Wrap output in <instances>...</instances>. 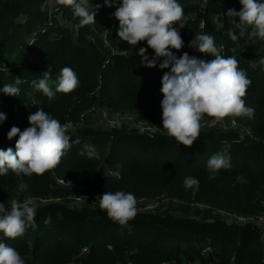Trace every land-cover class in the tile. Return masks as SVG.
<instances>
[{"label":"trees","instance_id":"trees-1","mask_svg":"<svg viewBox=\"0 0 264 264\" xmlns=\"http://www.w3.org/2000/svg\"><path fill=\"white\" fill-rule=\"evenodd\" d=\"M204 33L214 37L220 55L234 57L251 84L243 98L254 114L230 115L252 131L246 142L230 139L233 134L211 131L200 132L191 146L179 145L174 137L162 135L149 138L140 133L111 132L86 129L70 133L80 139L66 150L60 162L43 175L18 177L11 170L0 176V203L10 207L16 199L53 197L66 198L70 192L58 187L57 180L72 182L76 176L93 177L89 190L103 195L106 191L132 192L136 198H157L167 195L181 202L190 212V206L201 203L215 209L248 216L264 215V39L252 42L251 29L244 36L228 21V9L240 10L239 0H208ZM46 0H0V89L5 84L18 85V96L0 92V112L6 120L0 124V149L15 150L19 136L9 140L7 133L16 126L24 131L30 126L28 117L38 108L62 124L77 123L86 109L98 104L120 117L143 113L161 107V81L170 70L140 66L136 52L147 48L146 55H154L146 41L129 45L117 36L119 21L113 13L119 7L103 6L104 0H91V5H102L95 23L79 26V17L72 6L56 0L57 11L46 9ZM187 17L179 29L184 47L170 49L177 57L187 52L205 61L214 57L193 54L189 42L199 33L200 0H178ZM192 16H195L192 21ZM191 17V18H190ZM79 26L75 34L60 20ZM197 18V19H196ZM199 18V21H198ZM238 22V18H237ZM180 23V22H177ZM233 29L239 39L228 35ZM112 48L128 55H111ZM222 46V47H221ZM257 46V48L255 47ZM70 67L79 85L69 93L58 92L49 99L38 91L33 81H39L44 72L50 74V85L55 86L60 69ZM235 119V118H234ZM230 132V131H229ZM102 137V138H101ZM240 140V139H239ZM85 145L94 149L89 152ZM219 152L230 156L231 167L220 169L210 178L208 159ZM110 169L118 177L107 176ZM244 178V183L236 180ZM194 177L199 185L186 187L185 178ZM23 181L28 185L19 190ZM193 209V208H192ZM181 211V210H180ZM182 212V211H181ZM210 217V212H204ZM35 227H28L14 239L0 233V242L13 247L26 264H264V233L256 226H228L220 221L206 219L198 222L172 215L160 218L137 215L127 225H120L106 212L84 208L70 210L60 205L37 208ZM46 219L50 222L46 223ZM33 245V248H31ZM88 247L86 258L79 257ZM212 254L202 256L205 248Z\"/></svg>","mask_w":264,"mask_h":264},{"label":"clouds","instance_id":"clouds-1","mask_svg":"<svg viewBox=\"0 0 264 264\" xmlns=\"http://www.w3.org/2000/svg\"><path fill=\"white\" fill-rule=\"evenodd\" d=\"M72 6L74 15L79 17V26L95 23V16L102 5H91V0H63ZM113 16L119 21L117 36L129 45L136 46L138 42L146 41L148 48L154 52L153 56L146 55L147 48L141 47L136 55L140 59V66L155 67L158 60L160 69H169L162 77L161 92L163 99L162 129L170 137H174L179 145L191 146L200 134L201 121L213 117L209 126H215L228 115L254 114L252 107L245 105L246 90L251 84L243 69L238 68V61L234 57L220 55V50L214 43L211 34L198 33L188 47L196 52L214 57L205 61L197 56H190L187 52L179 58L170 49L180 50L184 47L178 25L184 27L187 17L183 6L178 0H104L103 6L115 7ZM241 8L228 9L225 13L230 18L229 23L239 30V36H244L251 29V36L264 39V0H239ZM238 18V22H237ZM180 22V23H177ZM231 40L237 41L238 35L229 29ZM222 47V46H221ZM264 63V60L261 61ZM39 81H33L34 87L46 97L52 99L56 93H69L79 85L76 73L70 67L60 69L58 80L53 88L50 85L49 72L40 75ZM22 80L15 78V83L3 85L0 92L7 96H18V85ZM6 120V114L0 112V124ZM30 126L24 131L13 126L7 133L11 140L19 136L15 150L0 149V176L10 170L18 177L43 175L54 168L65 155L73 143L79 144L80 139H72L69 123L61 124L47 112L37 109L29 117ZM89 152L94 149L85 145ZM230 156L224 152L212 155L207 161L210 178H215L220 169L231 167ZM237 182L244 183V178L236 177ZM185 186L199 185L194 177L185 178ZM28 185H19L24 191ZM137 198L132 192L118 190L105 191L99 197V206L109 218L120 225H127L137 214ZM37 206L32 199L18 201L13 199L7 208L0 203V233L7 238H16L24 234L28 227H35ZM46 223L50 219H46ZM0 264H26L21 255L11 246L0 242Z\"/></svg>","mask_w":264,"mask_h":264},{"label":"rangeland","instance_id":"rangeland-1","mask_svg":"<svg viewBox=\"0 0 264 264\" xmlns=\"http://www.w3.org/2000/svg\"><path fill=\"white\" fill-rule=\"evenodd\" d=\"M45 3H46V9L49 12H52L55 4L50 2L49 0H46ZM209 4H210V2L208 1L207 9L209 8ZM207 9L204 13L201 11L200 8L196 11V14L197 13L201 14V23H200L199 29H198L199 33H204V31H206L207 22L205 19V15L207 13ZM194 18H195V16H192V21H194ZM60 20L62 21L61 23L63 24L64 27H67L68 29H70V31H72L75 34L78 32L79 26H75L69 22L67 23V22L63 21V19H61V18H60ZM115 20H117V19H115ZM198 21H199V18H198ZM250 40H252V42L248 43L247 47H250L252 44H255V41L261 40V39L251 36ZM104 43L110 45L111 48L113 47L112 44L109 43L107 40H105ZM255 47L257 48V46H255ZM186 48H190V47H186ZM112 49H113V50H111L112 56L117 54V53H122L119 50H115V48H112ZM177 51H183V50H177ZM197 53L198 52H196L193 49V54H197ZM93 107H97V112L92 114L90 111ZM103 112H106L108 115H110V117L108 116L107 120L104 119V113ZM233 118H235L237 120V121H235L236 124L231 123ZM117 119L120 120L122 123L120 129L117 131L109 130V128H108L109 123L111 121H115ZM212 119H214V118L213 117H207V116H205L202 119L200 132L211 131L213 133H216L215 137L220 136L219 134H217V132H225L226 134H233L236 136H231L230 139H234V140H237L238 142H243V143H247L246 137L252 135V131L248 127L243 126V124H241L238 121V119L234 116L228 115V116L224 117L215 126H209L208 122L211 121ZM68 123L72 125V128L69 129L70 133H73L75 131H80V130L85 131L86 129H102L101 132H104L106 134H111V132H124V133L130 134V132L131 133L135 132V133H140L142 135L148 136L149 138H156V137H159L162 135H168L166 130L162 129L163 125H162V108L161 107L156 113H154L152 111V109L150 108V109H148V111L145 110V112H143V113L133 112L131 115L120 117L118 115L111 113L108 109L103 108L98 104H95V105L91 106L89 109H86L84 111V114L81 115V118L77 123H74V122H68ZM127 123L133 124L136 127L135 131L134 130L130 131L129 130L130 128L127 125ZM203 123L205 124L204 126L202 125ZM225 126H227V127H225ZM148 128H151L153 132L146 131V129H148ZM152 133L154 135H152ZM106 173H107V176L118 177V175L116 173H114L113 171L111 172L110 169H107ZM61 181L62 180H57V184H58L59 188L61 187V185L59 184V182H61ZM92 181H93V177L82 178V177L76 176V178L72 182L81 183L82 185H84V187L86 189V191L84 193L90 194V193H96V192L89 190V188H88V183L92 182ZM63 182H65V181H63ZM72 182H70V183H72ZM62 189H64V188H62ZM64 190L70 192L69 197L72 196L73 191H70L68 189H64ZM96 194H98V193H96ZM162 196H165V195L162 194L159 197H162ZM41 199H45L47 201L48 200L59 201V203H56L55 205H57V206L63 205L70 210H75V209H73V207L75 205H73L70 202L61 201V199L59 197H55V196L53 197V195H49V196L44 197V198H33L32 200L37 201V200H41ZM146 199L153 200L155 198H147L146 197ZM5 207L7 208V206H5ZM173 207H174V205H171V204L164 205L160 208V210L156 214L151 215V216H157V217H160L162 219V218H167V216L171 215L172 213H175L176 215H172V216H174L176 218H177V215H182L184 217L194 216L195 217L194 220L198 221V222H203L206 219L211 218V215H210V217H208V215L206 213L201 212V211H197L193 207H192L193 208L192 209L191 206L189 207L190 212H185V211H183L182 208L175 210ZM171 211H174V212H171ZM186 219H188V218H186Z\"/></svg>","mask_w":264,"mask_h":264},{"label":"built area","instance_id":"built-area-1","mask_svg":"<svg viewBox=\"0 0 264 264\" xmlns=\"http://www.w3.org/2000/svg\"><path fill=\"white\" fill-rule=\"evenodd\" d=\"M49 1L55 4L52 12L57 11L58 8L56 7V0H49ZM207 4H208V0H200V9L203 13L207 9ZM120 54L128 55V51H123ZM90 112L92 114L96 113L97 107H93ZM103 113H104V119L107 120L108 116L110 117V115H108L106 112H103ZM235 121L237 120L233 118L231 123L236 124ZM121 125H122L121 121L117 119L115 121H111L108 125V128L111 131H117L120 129ZM127 125L129 126L130 131L132 130L135 131L136 127L133 124L127 123ZM202 125L204 126L205 124L203 123ZM95 130H102V129H95ZM146 131L153 132L151 128L146 129ZM152 135L154 134L152 133ZM59 184L61 185L62 188L73 191V194L71 197L67 196L65 199L60 198L61 201L70 202L73 205H75L73 209L82 210L84 208H90L92 210L98 209L100 211L105 212L99 206V197L101 195L96 194V193L85 194L84 192L86 191V189L84 185H82L79 182L70 183L66 181L65 182L61 181L59 182ZM33 202L36 204L37 208L42 207V206H51V205H55L56 203H59V201H53V200L47 201L45 199H41L37 201L33 200ZM168 204L174 205V207H178L181 204V202L167 195L162 196V197H157L153 200H148L146 198H138L137 205H136L137 207L136 216L137 215H154L160 210L162 206L168 205ZM192 207L197 211L210 212L213 218L212 221L214 220L220 221L228 226H238V227L256 226L262 229L261 231L262 234L264 233V215L248 216V215H242V214H237V213H230L224 210L215 209L211 205L201 204V203L193 204ZM171 212H174V211H171ZM172 215H176V214L172 213ZM184 218H188V219L190 218L192 220L195 219L194 216H187ZM204 222H207V221H204ZM31 248H33V245H31ZM89 253H90V249L88 247L82 248V250L79 252V257L86 258L89 255ZM210 254H212L210 247L205 248L202 251V256L204 257ZM71 264H83V262L74 261ZM164 264H167V263H164Z\"/></svg>","mask_w":264,"mask_h":264},{"label":"crops","instance_id":"crops-1","mask_svg":"<svg viewBox=\"0 0 264 264\" xmlns=\"http://www.w3.org/2000/svg\"><path fill=\"white\" fill-rule=\"evenodd\" d=\"M172 215V214H171ZM182 217V215H177V218Z\"/></svg>","mask_w":264,"mask_h":264}]
</instances>
